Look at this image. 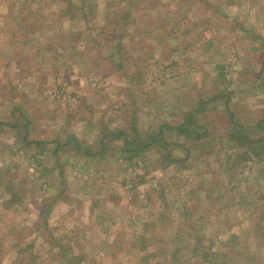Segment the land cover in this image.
Segmentation results:
<instances>
[{"label":"rangeland","instance_id":"1","mask_svg":"<svg viewBox=\"0 0 264 264\" xmlns=\"http://www.w3.org/2000/svg\"><path fill=\"white\" fill-rule=\"evenodd\" d=\"M227 95L264 124V0H0V264H172L197 236L222 262L232 235L264 263V150L233 141ZM190 113L205 137L165 130L181 166L109 136Z\"/></svg>","mask_w":264,"mask_h":264},{"label":"trees","instance_id":"2","mask_svg":"<svg viewBox=\"0 0 264 264\" xmlns=\"http://www.w3.org/2000/svg\"><path fill=\"white\" fill-rule=\"evenodd\" d=\"M87 1V0H85ZM85 3V2H83ZM112 2L109 1L108 7H111ZM71 8V7H70ZM70 8H68L67 10L64 9V12L69 13ZM216 10H219V8H217ZM63 12V11H62ZM116 15H120V17L118 18L119 21V25L121 27H124L127 24V17H128V13H122L119 14L120 11L116 10L114 11ZM111 17V14L109 15ZM115 24H118L117 22ZM127 26V25H126ZM113 37V34L111 35ZM116 36V35H115ZM261 38H263V36H260ZM115 39H118L117 37H113L112 41H115ZM118 42L120 41V38L117 40ZM116 41V42H117ZM117 42V43H118ZM161 45L158 44V46ZM253 50L255 51H260L261 48H259L258 46H256V48H253ZM258 78H260V76H258ZM224 96V94L219 95L218 97ZM229 102H230V96L227 95L226 100H224V105L225 108L228 109V112L230 114V117L232 119L234 128L232 129L233 131V138H234V142H237L238 145H246L248 148H258V150H260L258 153H262V151L264 150V124H263V120H260L257 124V128L254 129L255 127H253L250 124H242L240 122H236L235 121V113L230 109L229 106ZM189 121L187 123H183L180 125H176V126H171V125H161L160 130H158L156 136H154L152 133L147 134L146 137H144L138 130L136 132H134L133 135L127 133L126 131H122L119 128L112 130V132H110L109 136L111 137L110 139H122L123 140V152L125 153H130V152H137V151H143L146 149L147 146H151L154 144H157V146L159 147V149L165 153L168 161L170 163H175V164H179L180 166L184 163H186L187 161H189L191 155H192V150L190 148H187L186 154L185 156L182 157H177L176 153H180L182 150H184L183 148L185 147V144H177V143H172L170 141L167 140L166 135H165V130L167 129V131L169 132H177L179 135H186L189 137H192L191 135H195L194 137L196 139H200L206 136V134L201 133L199 130H201L202 128H204V126L202 127L196 118H194V113H190L188 116ZM254 129V130H253ZM204 130V129H203ZM256 133H255V132ZM143 138V139H140ZM242 140V141H240ZM236 144V143H234ZM136 146L135 149L131 146ZM175 145H178L179 147H181L182 149H177L173 151V148L170 147H175ZM186 150V149H185ZM133 157H131L132 159ZM193 158V157H192ZM248 158V157H246ZM238 161V159L236 160ZM197 167V166H196ZM178 171H181L178 168ZM193 181V176L192 179L191 178H187V179H183L179 180L178 182L175 181L176 185L178 186V188L180 189L179 191V196H181L182 198H185L186 202H189L190 199H192V197H189L187 199V197L190 195V193L192 192L191 190H187L188 187H190V185L192 184ZM194 190V189H192ZM179 210L181 212L182 215H184V218H189L191 213L189 211L188 206L185 205V203L179 205ZM149 222L145 223V229L146 232L152 228L155 227L154 223H149L151 225L150 228L146 227V225ZM43 226L44 228H47V220L44 219L43 221ZM144 234V233H143ZM201 236V235H200ZM136 240H140L142 245L136 244V246L142 250L147 249L149 241L147 238L141 237L140 233H135L133 235V239ZM196 243L194 244V247L192 250L186 251V249H181L180 247L176 248L174 251H171V262L172 264H264L259 258L260 256L259 254H262L260 251H257L254 248V243H252L251 246H248L247 244H241L238 240L237 237H235L234 235H232V238L229 239V243L231 244L230 247V252L228 255L226 256H221L222 257V262H220V255L218 254V251L214 248L215 244L214 242L211 240L209 242H205V240L199 236L196 237ZM134 239V240H135ZM235 239V240H234ZM152 241V240H151ZM208 244V245H207ZM161 255L163 256V259H165V252L161 253ZM65 254L62 253V258L64 259ZM264 259V257H263ZM83 260V258H79L78 261H76L75 263H81Z\"/></svg>","mask_w":264,"mask_h":264}]
</instances>
